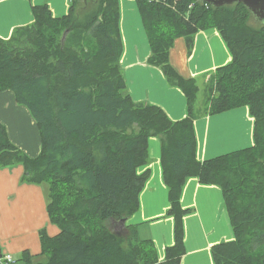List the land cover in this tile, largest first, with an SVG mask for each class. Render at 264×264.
I'll list each match as a JSON object with an SVG mask.
<instances>
[{"label": "trees", "instance_id": "obj_1", "mask_svg": "<svg viewBox=\"0 0 264 264\" xmlns=\"http://www.w3.org/2000/svg\"><path fill=\"white\" fill-rule=\"evenodd\" d=\"M135 1L151 50L148 63L185 95L180 120L132 99L120 64L119 0H84L81 6L70 0L61 16L46 4L33 5V22L0 38V91H13L40 136V151L30 157L0 122V167L21 164L23 181L46 185L47 214L58 228L54 235L41 229L40 253L24 250L14 263L178 264L188 212L180 195L186 179L196 177L221 188L234 233L233 240L211 247L214 264H264V24L252 26L241 3ZM207 28L219 30L231 60L209 75L201 111L195 107L197 80L181 76L169 52L179 37L189 51L194 35ZM243 106L254 119L253 145L198 160L195 119ZM151 137L160 138L167 213L175 219V243L162 262L150 239L121 223L139 209L149 172L137 168L149 161Z\"/></svg>", "mask_w": 264, "mask_h": 264}, {"label": "crops", "instance_id": "obj_2", "mask_svg": "<svg viewBox=\"0 0 264 264\" xmlns=\"http://www.w3.org/2000/svg\"><path fill=\"white\" fill-rule=\"evenodd\" d=\"M40 4H46L53 16H61L69 11L70 0H0V38L8 39L15 28L31 24L34 20L31 7ZM119 11L123 45L120 64L132 99L161 107L172 120L184 118L187 111L184 93L168 85L162 70L148 63L151 50L136 1L119 0ZM230 60L231 53L216 28L199 30L189 51L184 37L175 39L169 52L175 70L184 78H195L198 85ZM0 122L12 143L30 157L38 155L37 124L8 89L0 91ZM193 128L198 160L254 143V119L245 106L199 116ZM148 157V163L137 168L139 174L149 172L139 193V209L125 224L136 230L138 238L153 242L158 261L162 262L166 248L175 243V219L167 213L168 189L162 176L159 137L148 139ZM23 173L21 164L0 167V253H8L14 259L24 250L32 255L40 253L41 229L49 235L58 232L47 214L46 185L23 181ZM223 201L219 186L201 183L196 177L186 179L180 204L188 212L182 218L184 252L178 264H214L211 247L234 239Z\"/></svg>", "mask_w": 264, "mask_h": 264}, {"label": "water", "instance_id": "obj_3", "mask_svg": "<svg viewBox=\"0 0 264 264\" xmlns=\"http://www.w3.org/2000/svg\"><path fill=\"white\" fill-rule=\"evenodd\" d=\"M198 1L208 3L214 7L241 3L249 10L255 23L264 24V0H198ZM126 220L127 219H123L121 223L125 224Z\"/></svg>", "mask_w": 264, "mask_h": 264}, {"label": "rangeland", "instance_id": "obj_4", "mask_svg": "<svg viewBox=\"0 0 264 264\" xmlns=\"http://www.w3.org/2000/svg\"><path fill=\"white\" fill-rule=\"evenodd\" d=\"M83 1L84 0H77V5L81 6L83 4ZM249 23L252 26H256L257 25V23L254 22L253 18H251L249 20ZM209 85H210V80L209 79L205 80L204 83L199 84V92L197 94V101H196V104H195V107L198 108V110H201V111L204 110V109H202V107L204 106L206 97L208 96ZM126 233H127L126 230L122 231V234L126 235ZM40 259L44 260V257L40 256Z\"/></svg>", "mask_w": 264, "mask_h": 264}, {"label": "built area", "instance_id": "obj_5", "mask_svg": "<svg viewBox=\"0 0 264 264\" xmlns=\"http://www.w3.org/2000/svg\"><path fill=\"white\" fill-rule=\"evenodd\" d=\"M14 258L8 253H0V264H13Z\"/></svg>", "mask_w": 264, "mask_h": 264}]
</instances>
